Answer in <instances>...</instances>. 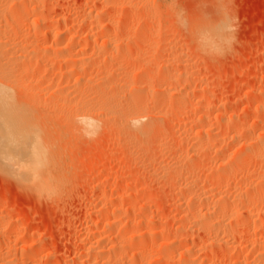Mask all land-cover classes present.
<instances>
[{"label": "rangeland", "instance_id": "rangeland-1", "mask_svg": "<svg viewBox=\"0 0 264 264\" xmlns=\"http://www.w3.org/2000/svg\"><path fill=\"white\" fill-rule=\"evenodd\" d=\"M130 1L128 2L127 0L125 2L128 5L131 4L129 9L132 11H129L126 3L124 5L126 8L124 6V8H121V14L127 9L126 12L121 15V5H119L120 7L115 8L113 13L117 27L116 31L118 30L119 32L121 27H126L125 30L124 27L121 28V34L120 32L118 33V37L121 40L117 38V42L118 39L119 42L116 46L119 48V53L122 56L121 60H123L120 62L119 73L123 77H131V82L136 81L138 83L143 79L149 80V84L146 87H142L140 88V90L142 89L141 91L136 92L138 94L136 99L140 102L143 113H146L149 117L168 111L173 102L180 99L173 106L174 114L171 117L172 120L165 118L160 120L159 126H163V128L160 127L161 132H163L160 133L162 141L160 139L161 143H158L155 140L156 138H154L155 135H153V137L151 136L147 139V142L149 141V144L147 143L149 149L145 153L146 155L144 153H136L139 151V148H135L133 134L129 131L121 130V128L119 129L117 124L112 121L113 119H109V121L111 120L114 123L109 122L101 115L96 118L98 114L94 115L96 120L99 118L97 120L99 123L98 128L92 133L85 132V130L82 131L81 124L77 121L80 113L76 115L77 112L74 113L63 106L67 102V99L61 98V101H55L54 96L50 97L51 83L50 86L46 82L45 84L47 85H44L47 88L43 92L41 91L42 93L38 90L40 94L38 92L33 93L31 90V95L27 93L29 92L28 88L39 86L37 82L41 77L42 79L44 77L47 78L48 75V79L50 80L53 76V70H56L58 67L55 64L56 62L53 64L51 61L45 63L33 61L36 65L32 62L30 64L31 67L28 65L29 68L26 71L20 67L18 72L15 73L21 75H18L20 79L23 75V80L27 83L24 82V84H26L27 88L24 87L23 89L19 88L12 91L13 104L19 107L15 108L14 111L0 113L2 132L11 141L17 143H36L39 146H43L45 148V156L50 161V166H48V169L52 172L50 174L53 177L55 176L59 185L52 197L36 194V191L31 189L30 186L23 187L21 184H17V179H14L16 177L12 176V171L8 168H3L4 164L2 165L0 162V264H76L82 251L86 250V245L93 240L90 237L96 229V231L101 233L98 232L97 237L100 235L98 238L104 242H98L99 244H94L93 247L97 245L98 250L99 245L101 246L100 249L104 247L109 250V247H111L109 251H106L104 248L101 249L103 253L106 252L105 254L115 253L118 246L116 245V249L114 250L112 246L115 244V241L112 238L117 242L119 236L117 234H120L119 231L123 233L126 230L125 235L121 233L124 235V239H122V245L118 244V253H123L126 249L125 253L128 254L140 251L138 254L143 252L142 254L148 255L152 253L149 255L154 254L153 256H156L160 250L159 246L161 245L159 244L162 242L161 244L170 243L172 245V247L170 246V251H168L169 258L172 261L170 262L171 264H264V232L257 225L259 224L258 221H264V203H259L260 205L257 202L254 203L256 204V206L254 205L256 209L255 211L253 209L252 216L254 217H252L250 223L234 227L235 229H233L234 225L230 226V230H236L232 235L230 232L223 233L222 231L214 235L215 233L211 234V230H208L210 232L208 234L206 231V229H209L208 226L205 227L206 229L204 226H200V228H204L202 231L198 228L199 226L191 225V219H187L189 214L191 215L188 211V204L190 208L192 206L190 199L188 200L189 192L193 193L197 189L196 185L193 188H188L189 190L181 188L174 191L171 188H167L169 187L167 184H170L168 183L169 179L163 181L161 172L153 169V164L160 160L162 161V159V162L167 167L174 166L178 152H189L188 154L192 153L191 155L194 154L193 152H196L194 148L197 146L198 139L190 141L185 137L190 133L192 136H195L196 129L194 128L193 120H196L198 115L201 114L202 116L204 115L203 128L207 127L206 130L209 129L208 131L211 132L209 136L204 134V141H207V144L210 143L207 146L205 142L206 146L204 148H210H208L209 150H203V152L200 151L202 154H197L200 155L198 157L201 160L196 157L191 161L193 163L196 159L202 162L201 166L197 165L199 162L195 160L192 164L193 166H191L193 168L190 169L192 173L188 170L182 177L170 180L185 184L196 173L195 180L198 181V186L202 185L200 188L203 187L201 189L205 188L204 190L208 192L210 190L212 192L218 191V182L223 181L222 189L227 183L226 189H223L225 191L223 194L226 196L230 193L226 197L231 198L230 200L232 198L234 200L235 198L234 202L237 205L235 203L234 205L236 206L240 205L241 200L242 204L244 199L245 202L249 200L254 202V199L262 193L263 187H259L256 184L260 181V173L264 170V148L261 150V154L251 155L249 158H244V160L239 159L238 156L243 147L241 145L250 142V140L252 144L254 142L258 144L261 141L260 144L262 143L264 146V141H262L264 140V0ZM89 2L91 4L94 3L93 0H47V2L45 1L47 5H44L45 7L42 6V10L40 9L43 19L45 18V22L43 23L48 26L55 23V25H59L61 22L68 23L70 20L76 19L86 12L87 7H90ZM97 4L98 6H103V3L100 1H96ZM115 13H117V18L115 17ZM118 13L121 17H124L121 18L118 16ZM36 14L39 15L38 12ZM33 15L29 16V21H32L34 19L32 17L34 16L36 18L37 15ZM223 15L227 20L228 27L223 33V35H226L225 41L222 44L220 43L216 50L211 48V52L209 49H206V52H204L197 48L198 42L194 35V30L202 22L197 25L196 22L201 19L203 23H216L220 21V18H224ZM101 20H98V22H101L98 26L100 25V28L102 27L101 29L103 30H109V27L103 20V16ZM116 20L120 22L118 23ZM27 23L23 26L24 29L22 28L23 36L25 35L24 38L26 37V39H19L17 50L19 48L21 50V47L23 49V46H26L23 49L25 52L32 47L37 48L40 44L48 45L52 38V31L47 30L49 27L46 28L45 25L43 30L44 28L46 29L44 31L41 30V33L39 32L38 35L37 30L34 32L35 28H32L34 25L30 26ZM127 24L130 25L125 26ZM101 25H106L107 29ZM128 27L130 31L127 29ZM191 30L194 31V34ZM83 31V28L75 31L74 36L72 35L74 42L83 39V36H85V32L83 33ZM27 38L30 39L31 43H29L30 41ZM98 39H96V42ZM32 44L34 45L31 46ZM115 50L112 49L114 53H116ZM85 52L88 55L90 52L92 53L89 49H86ZM98 57L99 54H93V59L97 60ZM179 62L182 66L179 65ZM107 66H109V63ZM160 66L161 69H164V73L155 77ZM90 71L87 69V73L91 74ZM169 72L173 73L171 80L168 79ZM40 75L41 77H39ZM77 75L79 76L78 73L75 76ZM75 76L74 78H76ZM38 78L40 79L38 80ZM46 78H44V82ZM23 80L19 81L23 82ZM61 84H63L61 89L66 92L65 83L61 82ZM128 86L130 85L125 86L127 87L124 90L126 93L131 88H128ZM164 88H166L165 91ZM56 102L61 103L56 106ZM192 105L197 107L194 109ZM220 116L222 118L221 121H219L221 119ZM224 118L225 120L231 118L230 122L227 120L229 123L225 124ZM169 121H172V127H170L171 122L169 123ZM192 144L195 145L192 146ZM218 150L221 152L217 153L219 155L216 156L215 153ZM205 155H209V157ZM217 157L221 159L219 160ZM204 160L206 161L204 162ZM220 162L226 164L225 167L229 164L227 170L224 168L226 172L229 171V174L220 172L222 170L219 169ZM204 163L206 164L204 165ZM1 168L5 169V172ZM217 170H219V173L226 174L227 176L223 178L221 174L218 176ZM211 171L212 174H210ZM120 174L125 175V177ZM230 175L231 177L229 178ZM136 176L141 177L140 181L133 184L132 182ZM115 177H118L119 180ZM218 177H220V181ZM164 182H167L165 187L163 186ZM248 183L254 184L253 191L251 192L250 190H245ZM237 191L239 192L235 193ZM109 195L115 198L116 201L113 202L112 207L114 208L115 206V208L118 207V210L120 209L119 214L122 215L121 217L124 214L126 216V210L132 205L134 206L130 210L135 206L140 208L137 209L139 212L137 211L135 215V217L139 218H133L134 215H132L131 210V220H133L132 223L136 227L130 224L127 227L117 224L113 229L110 228L113 231L107 227L106 230L104 227L102 229L103 225L100 222L104 214H102L103 212L100 208L103 204H106L107 198L110 197ZM197 207L199 210L200 208L201 210L203 209L199 205ZM91 211L94 212L92 213ZM128 217L130 218V215ZM9 219L14 223L16 222L14 227L10 229L3 226L5 223H8ZM149 222L150 225L156 227V231L152 230L154 226L147 229ZM255 222L257 224H254ZM159 223H162V225L160 226ZM95 224L98 227L94 230ZM177 225L178 228L176 229ZM123 227H126V229ZM99 228L100 230H98ZM128 229L129 231H127ZM151 230L155 233L157 232V234L159 233V236L155 234V237L156 235L159 237L155 240H159L158 244H156L157 246L152 247L150 242H148L151 248L143 244V249L139 244L140 248H138L139 246L137 248L140 250H137L135 248V243L137 242L133 241L132 238L134 240H138L139 238L140 240L141 237L146 236L144 234L147 232L149 234ZM139 231L141 232L140 234ZM164 232H168L170 236H168L169 234L167 237L166 234L162 235ZM102 235H104L103 238H101ZM97 237L96 239H98ZM108 238L113 242L106 241L109 240ZM31 243L35 245L34 250L35 252L37 251V257L31 260H24L27 248L32 246L30 245ZM102 244L104 245L102 246ZM124 245L125 247H123ZM126 245L131 248H126ZM239 245L241 248L238 247ZM186 248L191 249L190 253L185 252ZM97 249L95 246L91 252L96 253ZM189 256L190 258H188ZM180 259L183 263H180ZM191 260L193 261L191 262Z\"/></svg>", "mask_w": 264, "mask_h": 264}, {"label": "bare ground", "instance_id": "bare-ground-1", "mask_svg": "<svg viewBox=\"0 0 264 264\" xmlns=\"http://www.w3.org/2000/svg\"><path fill=\"white\" fill-rule=\"evenodd\" d=\"M45 1L47 2V0H0V113L14 111L15 108L19 107L18 105L15 106L13 104L14 102L12 101V97H13L12 91L15 89H19V88L23 89L24 87H26L27 83L25 80H23V75L20 79L19 76H21V75L18 74L19 75L18 76L17 73H15V72H18V69H20V67L25 69V71L28 70L30 64L33 61L34 62L38 61V63H40V62L45 63V62L51 61V63H53V64L56 62L55 64H57V66H58L56 70H53L54 71L52 73L53 76L49 80L48 79L49 76L47 75V78L44 77V78H46V81L44 82L45 79L44 78L42 79V77L40 75L39 77H41V79L38 78V80L39 79L40 80L37 82V83H39L38 84L39 86L38 87L37 86H33V87L30 86L31 88H28L29 92L26 91L27 93L30 94V90L33 91V93H37V92L39 93L38 90H40V92L41 91L43 92L44 89L47 88V86H45L47 84H45V83L48 82V85H50V83H51V85H52V86L50 85L51 91L49 90L50 91V94H49L50 97L54 96L55 101H61V98L67 99V102L63 106L66 109H69L74 113L77 112L76 115H79V113H80V116L77 117V121H79V123L81 124V129H83L82 131L85 130V132L92 133L96 128H98L97 126L99 125V123L97 120L99 118L97 120H96V118L99 117V115L104 116L105 119H107L108 121H109V119H113L112 121H114L117 124L119 129L121 128V130H126V131H129L130 133L133 134V136L135 138V146H136L135 148H139V151H137L136 153L139 152V153L145 154L148 151L149 146H147V143L149 141L147 142V139H149L151 136L153 137V135H155V137H154V138H156L155 140L158 143H161L159 141L161 139L160 133H163V132H161V130H160V127H161V125L159 126V124L161 122L160 120L162 118L171 119V117H173V114H174V111H173L174 107L173 106L175 105V103H178L180 101V99L173 102L172 106L169 108L168 111L160 112L158 114H155V115L149 117L146 113H143V109L141 108L140 102L136 99V96L138 95L136 92L141 91L142 89L140 90V88L146 87L149 84V80L143 79L138 83L136 81L131 82V80H130L131 77L130 78H129V76L123 77V75H121V73H119L120 72L119 67L121 66L120 62H122L123 60H121L122 56H121V53H119V48L116 45L118 44L119 39H120L118 37L119 36L118 33L121 31V28H123L124 26L121 24L123 27H121V26H120L121 28L118 27V28H120V30H119V32H118V30L116 31L117 27L115 24V20H114L115 18L113 17L114 16L113 13H114V9L118 8V6L121 5V7L119 6L120 7V14H121V8H124V7L126 8V6H124V5H126L127 2H125V1H127V0H93L94 3L92 2L93 4H91L89 2L90 7H87L86 12H84L78 18L75 17L76 19H72L68 23L67 22L66 23L61 22V24H59V25L58 24L55 25L56 23L51 24L50 26L45 24L46 28L49 27L47 30L52 31V38L50 39V42L48 45H43V44L41 45L40 44L37 48L32 47L31 49H28V50H27V48H28V46H27V48H26L27 51H25V52L23 49H25L24 47H26V46H23V49L21 47V50H23V51H21L20 48H19V50H17L18 49L17 46L19 45V39L24 38V36H25V35L23 36L22 31L24 29L23 26H25L27 22H28L27 24H29L30 26L31 25L35 26V27L33 26L32 28H35L34 32L37 30L38 35H39V32L41 30H43V27L45 26L43 23V22H45L44 21L45 18L43 19V15H42V12L40 11V9L42 8V6L47 5V4H45ZM96 1L102 2L103 6H101L102 5L101 3H100L101 5L99 4L100 6H98V4L96 5ZM128 2H129V0H128ZM87 5H88V3H87ZM130 5L131 4L128 5V3H127L128 9L131 7ZM49 8H50V6H49ZM126 10L125 11L123 10V11L126 12ZM130 10L131 9H129V11ZM37 12L39 13V15L36 14ZM115 12H117V10H115ZM32 14L37 15L36 16L37 19L33 15L34 17H32V19L33 18L35 19V20L34 19L32 20L33 22L29 21V18H30L29 16H32ZM116 14L117 13H115V17L117 18ZM102 16H103V20L106 17V19L104 21L106 22V25L109 27V30H103V29H101L102 27L100 28V25L98 26L99 23L101 24V22L100 21L98 22V20L99 19L101 20ZM118 16H120L119 13H118ZM122 17H124V16H122ZM223 17H224V15H223ZM118 20H116V21H118ZM146 20H147V18H146ZM207 20L209 21V19H207ZM207 20H205V22H207ZM199 21L196 22V25L198 23H201V22L203 23V20L200 19ZM226 21L227 20L224 17L223 19L220 18V21L216 22V23L213 21H212L213 23L207 22V23H203V25L201 23V25H199V27L196 28L197 30L196 29L194 30L195 34H194V31L191 30V31H193V34L195 35V37L197 39V42H198L197 48L203 50L204 52H206L205 51L206 49H209L211 52V48L216 50L218 48V46L220 45V43L222 44L223 41H225V39H226V35H223L224 31L228 28ZM119 22L120 21H118V23ZM106 25H101V26H103V27L105 26L104 28L107 29ZM129 25L127 24L125 26H129ZM46 28H44V30ZM81 28H83V30H84L83 33L85 32L84 33L85 36H83L82 40H79L78 42H76V41L74 42V40L72 39V37L74 36L73 34L75 33L76 30H78V29L81 30ZM125 29H126V27H124V30ZM127 29L129 30L130 28L128 27ZM37 33H35V34H37ZM120 34H121V32H120ZM81 38H82V36H81ZM117 38H119L118 42H117ZM24 39H26V37ZM27 39H29V38H27ZM96 39H98L97 40V42L99 43L98 45H97ZM196 39H195V41H196ZM28 41H30V39ZM29 43H31V41ZM217 43H219V44H217ZM27 45H28V42H27ZM33 45L34 44H32L31 46H33ZM31 46H29V47H31ZM117 48H118V50H117ZM86 49H89L90 51H92V53L90 52L91 54L89 53V55H88V53L85 52ZM112 49H114V50L116 49L115 50L116 53H114L112 51ZM213 49H212V51H213ZM95 52L97 53V55L99 54V57L97 58V60L93 59V54L96 55ZM84 53H87V54H84ZM34 62H33V64H34ZM108 63H109V66H107ZM114 64L117 66V68H115L116 66ZM34 65H36V64H34ZM113 65H114V67H113ZM179 65H180V62H179ZM180 66H182V65H180ZM87 69L92 71V72L90 71L91 74L87 73ZM163 71H164V69H161V66H160V69H158V73L155 77H158L160 74L164 73ZM77 73L79 74V76L78 75L75 76ZM44 74H47V73H44ZM74 76L76 78H74ZM136 77H135V79H136ZM172 77H173V73L169 72L168 79L171 80ZM72 78H74V79H72ZM19 80H23V82L19 81ZM24 82L26 84H24ZM61 82L65 83L66 92L63 89H61L62 85H63V84H61ZM128 82H130L132 84H130V83L128 84ZM126 85H130V86H128V88L131 87L127 91V93L124 92L125 88H127V87H125ZM35 87H37V88H35ZM26 88H25V90H26ZM134 88H136V89H134ZM134 90H136V91H134ZM165 90H166V88H164V91ZM34 91H36V92H34ZM160 91L163 92L162 90H160ZM31 94H32V92H31ZM33 96H34V94H33ZM64 102H65V100H64ZM53 103H54V101H53ZM56 103H57L56 106H58L61 102H59V103L56 102ZM195 107H197V106L192 105V108L195 109ZM95 114H98V116H96V118L94 117ZM217 118H219V117H217ZM220 118H221V116H220ZM230 119H227V120H229V122H230ZM217 120H219V119H217ZM221 120H222V118L219 121H221ZM223 120H225V118ZM227 120L224 121L225 124L229 123ZM191 121H192V119H191ZM203 121H204V115L203 116L201 114L198 115L197 119L193 120V124L195 126L194 128L196 129L195 133L193 132L195 134V136L194 135L192 136L191 133L190 134L192 137L190 136V134L186 137L184 136L187 140H190V141L191 140L196 141L198 139L197 141L199 143L197 142V144H196L197 146H196V148H194V149H196V150H194L196 152H193L194 153L193 155H191L192 153L188 154L189 152L183 153V151L182 152L180 151L182 154L178 152V156L176 155V163L174 166L167 167V165H165V163L162 162L163 161V159H162V161L160 160L159 162H156L155 164H153L154 165L153 169H155L158 172L159 171L161 172V174H162L161 176L163 178V181L164 180L167 181V179H169L168 183H170V184H167V186L169 185V187H167V188H171L174 191L179 190L181 188H184L185 190L186 189L189 190L188 188H191V187L193 188V186L196 185L195 187L197 189L193 193L191 191L190 192L188 191L190 193L188 200L190 199L192 206L190 208L189 204H188V208H189L188 211H189V213H191V215L188 213L189 217L188 218L186 217V218L192 220L191 221L192 224L190 223L191 225H197V227L199 226L198 228H200V226H202V227L204 226V228L206 226H208L209 229L205 228L206 231L208 232V234L210 233L208 230H211V234L215 233L214 235L219 234V231H222L223 233H226V232L229 233L230 232V234L232 235V233L236 232V230L234 231L233 229H235L237 226H242V225H244L246 223L248 224V223H250V221H252L251 219H252V217H254V216H252V214H253L252 212H253V209H254V211L256 209V208H254V205L256 206V204H254V203H256V202L258 204L264 203V189H263L264 188V170L261 173L259 172L260 176L257 175L260 177L259 178L260 181L258 180L259 182H257L258 184H256L259 187H263L262 188L263 191L261 190L262 193H260L257 196V198L254 199V202H251L248 198H247V200H249V201L245 202V199L243 198L244 204L243 203H242L243 205L241 204V202H242V200H241L239 206H236L237 204L234 202L235 198H234V200H233V198H232V200H230L231 198L226 197L230 193L227 194L226 196L223 194L225 192V191H223V189L227 186V183H226L224 185L225 187L222 189V187H223L222 182L223 181L218 182V185L216 184L217 188H218V189L217 188L216 189L218 191L213 190L214 192H212L210 189H209L210 192H208L207 190H204L205 188L202 190L201 188H203V187L200 188V186H202V185L198 186V184H197L198 181L195 180L196 173L194 174L195 175L194 177H191L192 179L190 181L183 180V181L187 182V183L184 182L185 184H181L179 182L177 183L175 181L172 182L171 180H175V178L182 177V175H184V173L187 172L188 170H189V172L192 171V170L190 171V169L193 168L191 166H193L192 164L194 163V161L196 159L193 161V163H191V161L196 157L197 158L200 157V155H197V154L201 153L200 151L203 152V150H206V149L209 150L208 148H210V147H208V148L206 147V149L204 148L207 144V141H204L203 137H204V134L209 136L211 132L208 131L209 129L206 130L207 127L206 128L204 127L205 128V130H204ZM219 121H217V122H219ZM114 122H112V123H114ZM170 122H171L170 127H172V121H169V123ZM161 128H163V126ZM2 131H3L2 124L0 123V162L2 165L4 164V167L3 166L2 167L8 168V169H10V171H12V174H13L12 176L16 177L14 179H17L16 180L17 184H21V186H23V187L24 186L25 187L30 186L31 189H34L36 191V194L45 195L47 197L54 196V194L56 193V191L58 189L59 184H58V180L55 178V176L53 177V175L50 174V173H52L50 171V169H48V166H50V164H49L50 161L45 156V148L43 146H39L36 143H32V144H30V143H17L15 141H11L10 139H8L7 137H5L3 135ZM156 131H157V133H156ZM88 133H86V134H88ZM208 136H206V138H208ZM246 140H249V139H246ZM255 140H257V139H255ZM161 141H162V139H161ZM262 141H264V140H262ZM205 142H206V144H205ZM250 142H251V140H250ZM250 142H247L246 144L241 145L243 147L241 148L242 149L240 151L241 153H239V156H238L239 159L244 160V158L245 159H246V157L249 158V156H251V155L261 154V150H263V148H264L263 144L262 143L260 144L261 141L258 142V144L255 142H254V144H252ZM252 142H253V140H252ZM209 144H207V146ZM194 145L192 144V146H194ZM210 146H212V145H210ZM165 149H166V147H165ZM213 152H215V151L213 150ZM219 152H221V151L218 150V152H216L215 155L216 156L219 155V154H217ZM224 152H227V151H224ZM204 154H206V153H204ZM209 155H210V153H209ZM209 155L208 156L205 155V156L209 157ZM225 156H226V154H225ZM203 157H204V155H203ZM204 159H205V157H204ZM218 159H217V161H218ZM234 160H236V159H234ZM205 161L206 160H204V162ZM224 161H226V160H224ZM197 162H199V161H197ZM239 162H240V160H239ZM201 163L202 162H199V164H197V163H195V164L201 166ZM205 164L206 163H204V165ZM217 165H219V164H217ZM225 165L226 164L221 163L219 165V167H220L219 169L224 170V168H225L227 170V167L229 166V164H227L228 166H226V167H225ZM168 166H169V164H168ZM202 166H203V164H202ZM200 168H198V169H200ZM8 169H7V171H8ZM215 169H217V168H215ZM228 169H230V168H228ZM1 170H3V169L1 168ZM222 170L220 171L222 173L225 172L227 174L229 172V171L226 172L225 170L224 171H222ZM10 171H8V172H10ZM212 171L210 174H212ZM217 172H218L217 175L219 176V174H221V173H219V170H217ZM226 174L225 175L221 174L222 178L227 176ZM7 175H10V174H7ZM217 175H216V177H217ZM123 176L125 177V175H123ZM158 176H159V174H158ZM197 177H199V176H197ZM210 177H212V176H210ZM230 177H231V175L229 176V178ZM140 178L141 177L136 176V178L133 180L132 183L133 184L138 183L140 181ZM214 178H215V176H214ZM218 179L220 181V177H218ZM117 180H119V178ZM216 180L217 179L215 178V181ZM164 183H163V186L165 187L167 182L165 184ZM249 183H248V186L246 185L247 188L246 189L244 188V189L246 191L250 190V192H251V191H253L252 188H253L254 184H252V183L249 184ZM200 184H201V182H200ZM212 184H214V183H212ZM228 186H229V184H228ZM184 189H183V191H184ZM259 189H261V188H259ZM238 192L239 191H237L235 193H238ZM184 194H186V193H184ZM255 195H257V194H255ZM236 196H237V194H236ZM112 197L113 196L111 195L109 197L110 199L107 198L108 200H107L106 204H103V205L101 204L102 206L100 209L103 212L102 214H104V216L100 222L103 225L102 229H103V227L105 228V230H106V227L109 229L110 228L113 229V227H115V225H117V224H120L122 226L124 225L126 227L130 224L131 226L133 225L136 227V225H134L132 223L133 220H131V214L133 213L132 215H134L133 216V218H134L136 215V212L138 211L137 209H140V208H137L136 206L133 207V209H131L132 210V213H131L130 208L134 205H132L127 210H126V208H127L126 207L125 210L127 211L128 214L125 211L126 216L124 214L123 217H121L122 215L119 214L120 209L118 210V207L115 208V206H114V208L112 207L113 202L116 201L115 198H112ZM240 198H241V196H240ZM249 198H250V196H249ZM135 201H137V200H135ZM180 202H181V200H180ZM236 202H237V200H236ZM137 203H138V201H137ZM234 203L236 205H234ZM197 205H199L203 209L201 210L200 207H199L200 210L197 209L198 208ZM140 207H141V204H140ZM263 207H264V205H263ZM142 208H143V206H142ZM129 210H130V214H129ZM188 211H186V212H188ZM91 212H90V214H91ZM98 213H100V212H98ZM188 214H187V216H188ZM129 215H130V218L128 217ZM180 215H182V214H180ZM190 216H191V218H190ZM263 217H264V215H263ZM135 218H139V217L136 216ZM147 222H148V220H147ZM180 222H182V221H180ZM256 222L254 224H257ZM15 223L9 219L8 223L7 224L5 223L3 226L10 229V228L14 227ZM258 223L259 224H257V225H258V227H260L259 229H261L264 232V221H261V222L258 221ZM96 225L97 224H95V226H94L95 227L94 230L98 227ZM148 225H149V227H147V229L153 228V226H154V225L153 226L150 225V222ZM161 225H162V223L160 224V226ZM232 225H234L233 229L230 230L229 227L230 226L232 227ZM126 227H123V228L126 229ZM202 227L200 229L204 230V228H202ZM227 227H228V229H227ZM137 228L139 229V227H137ZM177 228H178V225L176 226V229ZM112 229H110V230H112ZM155 229H156V227L154 226V228L152 230L156 231ZM96 230L92 234L90 233L92 235L90 238L93 240H91V242L86 245V250L84 252L81 250L82 254H81V256H79V260L77 261L76 264H171L170 262H172L171 259L169 258V255H168L169 254L168 251H170V246L172 247V245L170 243L161 244L162 243L161 242L159 244L161 246L158 245L160 247L161 251L159 250V253L156 256H153L154 254L151 256L149 255L152 253H149L148 255L142 254L143 252L141 254H138L140 251L137 253H134L131 251L132 253L128 254V253H125L126 249L124 250L123 253L122 252L118 253L117 252V249L119 248L118 244L122 243V239H124L123 236L125 235L126 230L123 231L124 235H122L123 233L121 231H119L120 234H117V235H119V236L121 235L122 237L118 236L117 242L114 238H112L113 241H115L114 242L115 244H113L112 247L115 250L116 245H117L118 248L116 249L114 254H111V253L108 254L107 253L108 254L107 255V254H105L106 252L103 253V250H101L104 247H102L100 249L101 246L99 245V250L97 249L98 248L97 245L99 244L98 242L101 243L103 240L101 241V239L98 238L100 236L99 234H98L99 236L97 237V233L99 231H96ZM98 230H100V228ZM152 230L149 232V234H148V232L146 234H144L146 236H144L143 238L141 237L140 240H139V238H138V240H134V238H132L133 241L137 242V243H135V248H137L138 246H139L138 248H140V245H141V248H143L144 245L146 247L148 245V247H149L148 242H150L152 247H155V245L158 244L157 242L159 240L158 241H155V240L159 236V233L157 234V232L155 233ZM178 230H180V229H178ZM127 231H129V229ZM144 231H146V230L144 229ZM144 231H143V233H144ZM249 232H251V231H249ZM140 233L141 232L139 231V234ZM155 234H157L158 236L156 235V237H155ZM164 234H166V237H167V235L169 233L164 232L162 235H164ZM110 235H111V233H110ZM114 235H115V232H114ZM129 235H131V234H129ZM103 236L104 235H102L101 238H103ZM168 236H170V234ZM248 236H249V234H248ZM96 237L98 239H96ZM105 237L107 238L106 235H105ZM160 237H162V236H160ZM109 238H111V236H109ZM99 239H100V241H99ZM106 241L111 242V243L113 242V241H111V239L106 240ZM127 241H125V242H127ZM94 244H97V245H95L96 249L98 250L97 252L95 251L96 253L91 252L93 250V248L95 247V246L93 247ZM106 244H107V242H106ZM30 245H32V243ZM103 245L104 244H102V246ZM128 245H126V248L128 247ZM34 247H35V245H32V246H30V248H27V254L25 252L26 256H25L24 260H31L32 258L37 257V254H36L37 251L35 252ZM123 247H125V245ZM236 247H237V245H236ZM238 247L241 248L240 245ZM109 248L111 249V247H109ZM128 248H131V247H128ZM138 248H137V250H140ZM149 248H151V246ZM104 249L106 251L110 250V249L107 250L106 248H104ZM132 250H134V249L132 248ZM185 250H186L185 252L190 253L191 249L186 248ZM112 251H110V252H112ZM204 257H206V256H204ZM188 258H190V256ZM184 259H185V257H184ZM185 260H183V261L185 262ZM192 261L193 260H191V262ZM180 263H183L181 259H180Z\"/></svg>", "mask_w": 264, "mask_h": 264}]
</instances>
